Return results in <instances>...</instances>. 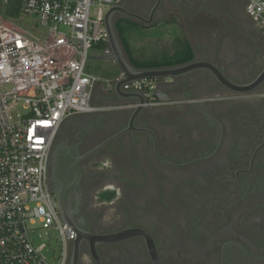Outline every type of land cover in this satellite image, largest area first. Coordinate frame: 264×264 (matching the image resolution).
<instances>
[{
	"label": "flooded vegetation",
	"instance_id": "1",
	"mask_svg": "<svg viewBox=\"0 0 264 264\" xmlns=\"http://www.w3.org/2000/svg\"><path fill=\"white\" fill-rule=\"evenodd\" d=\"M161 3L117 0L114 20L150 25L130 14L153 20ZM182 5L190 51L153 68L202 65L160 79L155 102L99 79L97 108L55 138L51 188L74 232L67 264H264V29L246 0Z\"/></svg>",
	"mask_w": 264,
	"mask_h": 264
},
{
	"label": "built area",
	"instance_id": "2",
	"mask_svg": "<svg viewBox=\"0 0 264 264\" xmlns=\"http://www.w3.org/2000/svg\"><path fill=\"white\" fill-rule=\"evenodd\" d=\"M116 1L21 0V13L48 28L42 39L0 12V264H67L74 232L51 188L54 142L68 118L97 108L100 78L88 60L107 42L105 16ZM246 11L264 29V0H246ZM158 81L123 88L155 102ZM39 229L50 238L55 231L58 251L51 240L37 243Z\"/></svg>",
	"mask_w": 264,
	"mask_h": 264
},
{
	"label": "water",
	"instance_id": "3",
	"mask_svg": "<svg viewBox=\"0 0 264 264\" xmlns=\"http://www.w3.org/2000/svg\"><path fill=\"white\" fill-rule=\"evenodd\" d=\"M177 2V0H174ZM163 2V0H157V6ZM120 8L116 6H112L105 16V28H106V34H107V43L109 44V50H106L104 54L98 56L100 60H111L114 61L119 69L121 70V76L120 78L113 80L115 91L120 96H123L128 99H138L140 103H144L146 101L145 96L143 93L140 92H128L125 93L124 91V85L128 82L143 80V79H165L167 77L174 76L176 74L185 73L192 69L200 67L202 64L200 62H192L184 66H178V67H169V68H143L138 69L132 66L130 63L128 57L124 53V49L122 47L119 34L116 30V22L114 20V14L117 10ZM131 16H136L140 18L142 21L150 23L152 21V18L150 20H147L144 16L138 15V14H130ZM153 17V16H151ZM205 67L210 68L211 70L216 71L214 66L211 64H205ZM217 72V71H216ZM238 90H242L245 88V86H236L232 85ZM60 152L61 149H58L55 153H53V176H55L56 171L61 167L60 166ZM58 194V199L60 203V209L62 212V220L66 223V216H65V208H64V200L60 192L56 191ZM132 234V231H124L119 234H115L113 236H110V239H120L127 235Z\"/></svg>",
	"mask_w": 264,
	"mask_h": 264
},
{
	"label": "rangeland",
	"instance_id": "4",
	"mask_svg": "<svg viewBox=\"0 0 264 264\" xmlns=\"http://www.w3.org/2000/svg\"><path fill=\"white\" fill-rule=\"evenodd\" d=\"M7 0H0V12L4 15V17L13 25L17 26V28L21 29L22 31H25L29 35H32L34 37H37L39 39L44 38L48 34V28L42 25L39 22V19L35 15H28L20 13L18 16L10 17L7 16L5 13ZM109 8H107L108 11ZM106 11V12H107ZM138 34L133 35L132 41L135 46L136 52H146L145 54L151 55L154 53L153 56L157 55L156 51L159 50L160 53H158L159 58L163 59L164 56H167L168 54L165 52L166 46L168 45L167 41H163L162 38L165 32L162 31L163 28H160L155 31H151L147 29L146 27H139L138 26ZM148 32H152V34H155L158 39L152 38V36H147ZM139 35H145V36H139ZM160 36V37H159ZM97 46V47H96ZM95 48L91 50L95 56H91L88 60V68L87 70L91 73L96 74L104 83L116 80L120 78L121 76V70L111 60H100L97 58L99 54L97 52L100 51L98 49L99 44L96 45ZM162 48V49H161ZM138 54V53H136ZM51 238L46 234V230L39 229L35 231V240L37 243H41L44 241L51 240L52 246L58 251L59 246L58 242L56 240V233L55 231H50Z\"/></svg>",
	"mask_w": 264,
	"mask_h": 264
},
{
	"label": "trees",
	"instance_id": "5",
	"mask_svg": "<svg viewBox=\"0 0 264 264\" xmlns=\"http://www.w3.org/2000/svg\"><path fill=\"white\" fill-rule=\"evenodd\" d=\"M5 13L7 14V16H10V17L18 16L21 13V0H7ZM116 30L119 34L120 41L124 47L126 54L130 58V60L134 62L136 68L138 69L153 68L163 63V61H160V60H164V59H161L158 56V53H160L159 50L156 51L157 55L153 57L152 55H154L155 52L152 53L151 55L145 54L146 52H142V51L136 52L134 43L132 41L133 40L132 37L135 33H136L135 35L138 34L137 27L133 26L132 24H126L125 22H116ZM99 46L102 49H106L109 47V44L107 42H103L99 44ZM175 49H178V50H176L175 54L172 53L173 54L172 56L180 57V60L178 58V60L176 61H182L183 52L190 51L189 47L185 44V42H182V41L180 43L177 42L175 44ZM168 56H171V55L169 54L167 56H164L165 59L169 60L170 58L168 59ZM176 61L174 60V62Z\"/></svg>",
	"mask_w": 264,
	"mask_h": 264
},
{
	"label": "crops",
	"instance_id": "6",
	"mask_svg": "<svg viewBox=\"0 0 264 264\" xmlns=\"http://www.w3.org/2000/svg\"><path fill=\"white\" fill-rule=\"evenodd\" d=\"M183 0H163L161 3L164 5L162 7V11H164L163 15L160 17H157L152 20V23L147 26L143 27H149L151 31L158 30L160 28H163L162 31L165 32L163 37H160L163 39V41H167L168 45L166 48L164 47V50L166 53L175 54L176 50L175 49V44L178 42L180 43L185 42V33L183 31V20L186 17V11H188L190 8L184 7L182 5ZM195 8V7H194ZM139 36H145V35H139ZM147 36H152L154 39H158L155 34H152V32H148ZM97 47V46H96ZM100 49L99 52H97L100 55L104 54L106 49H102L100 46H98ZM95 48V47H94ZM173 53V54H172ZM181 53V52H180ZM91 56H95L91 52ZM104 83V82H103Z\"/></svg>",
	"mask_w": 264,
	"mask_h": 264
}]
</instances>
